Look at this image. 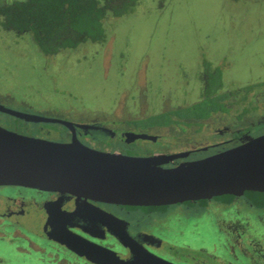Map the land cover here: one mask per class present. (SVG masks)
I'll return each instance as SVG.
<instances>
[{"label":"rangeland","instance_id":"1","mask_svg":"<svg viewBox=\"0 0 264 264\" xmlns=\"http://www.w3.org/2000/svg\"><path fill=\"white\" fill-rule=\"evenodd\" d=\"M13 1L21 0H0V6ZM103 22V42H84L55 55H44L29 35L0 29V104L23 113L135 129L140 126L135 122L153 113L199 99L195 76L202 59L224 61L225 74L239 86L263 83L264 0H135L132 11ZM187 87L189 94L183 92ZM118 122L121 127L115 126ZM36 124L0 112L6 129L54 142L67 139L60 125ZM104 143L109 151L139 157L162 148L160 143L126 144L117 138ZM250 202L246 195L239 198L234 203L238 210L232 207L228 219L215 206L201 212L171 207L157 217L141 209L111 211L162 238V251L170 259L264 264V207ZM14 222L15 239L40 238V211ZM20 239L0 240V256L8 264L37 262L22 254L21 241L27 239Z\"/></svg>","mask_w":264,"mask_h":264},{"label":"water","instance_id":"2","mask_svg":"<svg viewBox=\"0 0 264 264\" xmlns=\"http://www.w3.org/2000/svg\"><path fill=\"white\" fill-rule=\"evenodd\" d=\"M0 112L32 123H58L70 130V142L31 137L0 125V186H17L67 194L72 202L49 213L44 229L93 264H174L137 242L128 232V222L102 211L89 200L122 206H166L222 195L242 196L245 191L264 192V134L248 142L185 162L174 168L163 164L186 153L130 156L101 151L80 142L71 121L12 110L0 104ZM132 142L143 135L120 132ZM81 201L82 205H79ZM77 203V204H75ZM83 204H85L83 206ZM106 221L109 233L130 251V256L89 242L68 228L74 214Z\"/></svg>","mask_w":264,"mask_h":264},{"label":"flooded vegetation","instance_id":"3","mask_svg":"<svg viewBox=\"0 0 264 264\" xmlns=\"http://www.w3.org/2000/svg\"><path fill=\"white\" fill-rule=\"evenodd\" d=\"M226 69L227 66L224 61L220 60L215 62L211 59H202L197 67L195 76V83L199 86V99L188 105L171 107L168 110L156 113H164L189 107L199 102L210 88L214 96L223 97L220 102L224 104V109L212 113L204 120L184 119L168 125L141 126L142 128L139 126L138 128L134 127L135 129H115L108 123H102L96 120L91 122L71 121L74 125L87 126V128L76 127V137L83 144L101 151L125 154L118 150L109 151L104 146V142L107 140L117 138L126 144H135L138 141L144 143L150 142L151 144L160 143V146H162L161 150L151 149L150 154L147 156L186 153L183 157L175 158L163 164L162 167L164 168H174L182 163L200 160L244 144L264 134V80L262 84L255 82L249 85L239 86V84L233 83L234 80L237 79L225 74ZM256 78L257 77H254V79ZM261 78L264 79L263 76ZM254 79L252 80L254 81ZM190 91L191 87H187L183 92L189 94ZM52 124L60 125L66 130L67 139L62 142L71 141L72 134L70 130L61 124ZM115 126L121 127L122 122L115 123ZM120 132H134L138 135H143V138H138L128 143L118 137V133ZM12 188L19 190V193L17 195L12 193ZM30 191L34 193L28 194ZM244 196L245 193L242 196H235L230 203H224L214 198L206 199L208 202L205 206L199 203L200 200L187 201L190 202V204L184 202L166 205L165 210L171 207H185L187 211L194 210L196 212H201L202 210L211 209V207L215 206L214 209L218 213L225 210L224 212L227 215L225 219H228L231 218L229 211H231L232 207V210H238L234 203H237L239 198ZM72 198L73 197L67 194L57 192L40 191L17 186H0V200L3 204V206L0 205L3 209V211L0 210V233H2V235H0V240L6 239L11 242L19 240L20 238L15 239L12 235L15 230L14 219L19 218V216L24 217L31 211H40L43 221L40 238L36 242L28 239L26 236L22 237V239H27L26 241L20 239L22 240V254L28 259L36 258L38 260L37 262L27 264H93L85 257L77 255L57 240L48 238L46 230L44 229L48 214L55 212L56 209L67 210L66 207L72 202ZM89 202L102 211L111 213L127 221L128 232L131 237L153 254L174 264H200L197 261H192V263L189 261V263H186L185 260L187 259L184 260V256L175 259H170L167 256L165 257L162 251L164 244L162 238L150 235L147 231L142 230L141 223L137 226H133L126 218H121L111 211L113 207H117L116 210H118V208L128 209L126 206L92 200H89ZM78 203L82 205L81 201ZM249 204L252 203L250 202ZM84 205L85 204H83V206ZM219 209H222V211ZM159 212H164V210H155L151 213L157 217L161 215ZM101 217H99L97 221L90 220L87 216H84V211H82L74 214L71 224H68V228L89 242L130 256L129 249L121 245L118 240L109 233L106 228V221L103 220L102 222ZM141 218L142 217H140V219ZM251 240L250 243H252ZM238 241L239 243L241 242L240 239ZM116 246L118 248L117 250L115 249ZM18 247H20V243L16 246V252ZM5 260L4 257L0 256V261H2L1 264L4 262L8 264V261L6 260V262Z\"/></svg>","mask_w":264,"mask_h":264},{"label":"trees","instance_id":"4","mask_svg":"<svg viewBox=\"0 0 264 264\" xmlns=\"http://www.w3.org/2000/svg\"><path fill=\"white\" fill-rule=\"evenodd\" d=\"M134 7L135 0L13 1L0 6V29L18 35H29L44 55H55L64 49H74L84 42H103L106 38L104 19L107 16L117 17L129 13ZM221 99L223 97L214 96L209 88L199 102L189 107L154 114L135 123L147 127L168 125L184 119L204 120L212 113L224 109ZM245 195L252 204L264 207V192L245 191ZM234 197L222 195L214 199L230 203ZM207 202L206 199L199 201L203 206ZM126 207L130 210L141 209L147 214L166 208L165 206Z\"/></svg>","mask_w":264,"mask_h":264}]
</instances>
